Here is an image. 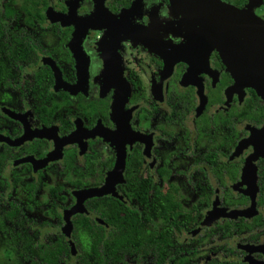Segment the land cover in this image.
Here are the masks:
<instances>
[{
	"label": "flooded vegetation",
	"instance_id": "af4514ba",
	"mask_svg": "<svg viewBox=\"0 0 264 264\" xmlns=\"http://www.w3.org/2000/svg\"><path fill=\"white\" fill-rule=\"evenodd\" d=\"M38 1L42 17L14 0L6 19L22 30L8 42L23 59L0 83V262L30 264L9 225L41 246L62 237L70 258L53 264H76L92 232L74 226L82 216L116 264H264V99L215 45L190 40L199 35L169 0ZM222 1L264 22V0ZM120 145L115 193L85 197L65 219L78 191L106 183Z\"/></svg>",
	"mask_w": 264,
	"mask_h": 264
},
{
	"label": "water",
	"instance_id": "95a60500",
	"mask_svg": "<svg viewBox=\"0 0 264 264\" xmlns=\"http://www.w3.org/2000/svg\"><path fill=\"white\" fill-rule=\"evenodd\" d=\"M169 2L174 11L183 14L188 25L190 24L193 35H199L198 38L191 37L190 40L202 42L204 45L210 43V47L215 45L227 71L230 72L235 82L248 85L256 91L259 97L264 99V22L251 10H239L222 0H169ZM137 3L138 0L133 2L130 6L131 9ZM101 8L103 9L102 5H97L95 10ZM95 13L90 15L89 18L95 17ZM109 15V18L113 19L111 25H115L116 19L121 16L120 14L113 15L111 13ZM55 16H58V14ZM179 59L181 58H176L172 62ZM127 92L128 90L125 89L122 95L115 98L113 112L116 116L118 110L122 108V103L119 105V101L122 98L125 99ZM117 104L118 106H116ZM263 130L264 126L260 131ZM262 135L264 139V131ZM70 140V138H65L62 143H67ZM116 152L115 165L109 172L106 183L100 187H89L78 191L77 193L82 196L65 213V219L70 214L83 210L82 200L85 197L115 193L114 182L120 180L125 163L124 146H116ZM67 226L70 227V224L68 223ZM70 246L73 249V244H70Z\"/></svg>",
	"mask_w": 264,
	"mask_h": 264
},
{
	"label": "trees",
	"instance_id": "16d2710c",
	"mask_svg": "<svg viewBox=\"0 0 264 264\" xmlns=\"http://www.w3.org/2000/svg\"><path fill=\"white\" fill-rule=\"evenodd\" d=\"M13 1L14 0H0V83H3L2 86H5L7 83L9 67L12 66L11 61L23 59V54L21 52L22 49L16 55H10L9 50L8 39H10L11 36L13 39H17L14 38V36L22 34V30H15L14 28H11L9 23L6 22L7 18L17 16V8L11 7V3H13ZM38 2V0H22L19 8L25 12L27 18L33 17V11L38 13L37 17H42V14L40 13L41 8H38L37 6ZM45 5L46 1L44 0L43 7H45ZM141 187L142 189L144 188L143 185H141ZM11 216V210H9L6 219H12L15 221L14 219L17 217H14L13 219ZM73 222L74 226H86L90 228V231L92 230V232H89V236L87 235V243L83 240H79L76 264H96V261L97 264H109L107 263V256H109L113 263L116 264L117 257L111 256V254L116 253L117 250L115 248H109V250L106 251L105 249L99 247V243L101 242L103 235L97 226L92 224L89 219L85 217L82 218V216H77L76 219H73ZM2 227L8 232L7 235L10 236L11 241L12 239L14 240L17 238V240L21 243L18 248L12 246L13 250L22 259L30 261V264H53V260L56 258L60 261L70 258L69 248L62 237L57 238L52 243L41 246L34 241L28 226H24V228H20V226H18L17 229L9 225ZM114 241L117 244L119 239L117 240L114 236L113 242ZM107 252L108 255H106ZM48 261H50V263Z\"/></svg>",
	"mask_w": 264,
	"mask_h": 264
},
{
	"label": "rangeland",
	"instance_id": "374dc122",
	"mask_svg": "<svg viewBox=\"0 0 264 264\" xmlns=\"http://www.w3.org/2000/svg\"><path fill=\"white\" fill-rule=\"evenodd\" d=\"M3 239H4L3 237H0V257L1 258H2V254L4 253V249H6L5 246L2 244V242L3 243L5 242ZM2 260H4V264H9V263L13 264V262H10L9 260H5V259H2ZM0 264H2V262H0Z\"/></svg>",
	"mask_w": 264,
	"mask_h": 264
}]
</instances>
